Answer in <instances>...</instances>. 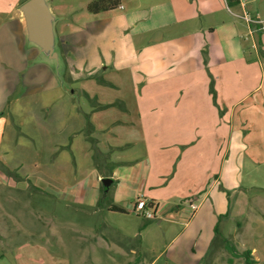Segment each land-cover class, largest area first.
<instances>
[{
  "label": "rangeland",
  "instance_id": "1",
  "mask_svg": "<svg viewBox=\"0 0 264 264\" xmlns=\"http://www.w3.org/2000/svg\"><path fill=\"white\" fill-rule=\"evenodd\" d=\"M53 1L54 10L62 14L68 24L74 22L79 28H86L80 36L83 52L86 56L91 54L90 61L99 58L107 63L108 68L97 69L93 76L81 72L73 80L70 70L74 67L68 65L64 54L66 45L57 36L60 73L56 74L58 79L60 76L62 87L23 96L21 91L24 90L19 83L9 102L3 104L7 126L3 138L0 137V264H199L218 222V215L210 218L211 209L226 213L228 217L220 220L217 226L220 238L216 236L201 264H246L244 256H233V252L224 246L223 236L231 241L236 252L251 250L253 256L250 254V258L254 257L256 261L253 264H264V166L260 164L252 169L249 196H232L233 193L228 196L229 191L218 183L215 190L222 196H215L216 191H213L188 220L184 209L178 213L158 211L155 218L146 220L132 209L126 215L85 205L82 196H92L95 191L88 186L89 162L84 141L67 135L73 127V116H76L72 111L69 115V109L84 112L81 129L94 138L93 142L86 138L91 146L93 165L105 156L109 148L107 144L125 145L121 147L122 155L136 158L143 155L137 103L144 94L152 96L151 86L157 79L145 73L142 67L149 74H155L154 68H157V76L160 73L176 76L170 81L178 83L185 84L188 78L193 79L186 75V71L175 74L171 65L161 72L166 64L164 60H168L170 54L180 52L173 59L181 60L182 53L188 49L181 41L168 44V27L163 28L165 38L161 42L132 43V35L139 30L144 32L145 25L152 22L158 12H169V0H152L160 3L155 4V8L151 7V2L138 5L131 0H122V8L119 6L96 16L86 10L82 3L85 0ZM244 10L251 17L264 21V0L249 1ZM237 11L241 12L242 8ZM203 22L201 19L199 24ZM197 25L188 26V32L193 33ZM241 31L247 32L242 26ZM254 38L262 48L257 54L259 61L254 57V49L250 48V36L243 40V45L249 46L246 49H250L251 62L259 65L256 63L258 67L250 66L244 73L232 75L244 84L236 91L233 83L229 85L227 96L231 98L251 93L260 84L259 88H264V30L255 32ZM27 44L39 50L28 41ZM232 45L226 50L228 60L236 67L235 71H241L239 62L233 58L237 55V43ZM207 50L208 44L203 47V54ZM155 51H159V58ZM95 54L98 56L96 60ZM117 55L119 58L115 57ZM47 60L56 71L55 62ZM204 74L209 77L205 79L212 98L216 99L217 92L213 87L217 80L208 69ZM192 76L195 84L203 83L200 73ZM195 91L201 93L202 90L195 88ZM98 104L101 107L96 108ZM106 104L111 105L102 107ZM53 105L54 113L49 120L51 130H47L42 121L47 107ZM1 121L3 124V119ZM58 127L65 131L57 132ZM99 127H106V131ZM9 132L14 134L12 140L7 139ZM109 150L111 153L112 149ZM244 164L242 175L246 181L249 162ZM98 194L96 192L95 196H100V192ZM189 202L199 203L188 198L183 208H189ZM200 226L202 232L197 228ZM113 243L122 244L125 252L120 253Z\"/></svg>",
  "mask_w": 264,
  "mask_h": 264
},
{
  "label": "crops",
  "instance_id": "2",
  "mask_svg": "<svg viewBox=\"0 0 264 264\" xmlns=\"http://www.w3.org/2000/svg\"><path fill=\"white\" fill-rule=\"evenodd\" d=\"M22 1L0 0L1 138L7 126L3 118V104L9 102V98L17 91L19 83L24 90L21 91L23 96L37 94L44 89L46 91L58 90L62 87L60 77L58 79L56 74L57 70L52 69L47 58L36 48L27 46L25 26L19 10ZM47 1L55 18L53 24L55 38L59 37L63 40L66 45L64 54L68 65L74 67L70 70V77L75 80L81 72L93 76L97 69H107V63L99 59L96 54L95 60L96 57L98 60L91 62V54L86 56L83 52L80 35L86 28H79L74 22L68 24L66 18L54 10L55 7L52 4L54 1ZM89 1H82L85 8ZM121 1L120 8L123 7ZM131 1L137 2L138 5L151 2L152 8L156 7L155 4H160L153 3L152 0ZM168 2L169 12H158V16L145 25L144 32L139 30L132 35V43L133 41L136 44L139 41L143 43L161 42L165 38L163 28L168 27V44L181 41L188 49L182 53L181 60L173 59L180 52L170 54V58L164 60L166 64L162 66L161 72L171 65L175 74L186 71V75H191L193 80L187 77L188 81L185 84L170 81L176 76L170 74L163 76L161 73L157 76L159 73L157 68H154L155 74H149L142 67L145 73L157 77L151 86L152 96L144 94L137 103L143 155L128 158L121 152L125 145L107 144L109 147L107 153L104 157H100L101 160L97 165H93L91 162L93 154L87 140L89 137L93 140V137L85 134L81 129L84 125L82 115L84 112L82 109L77 112L75 109H69V115L72 111L76 116H73V127L67 131V135L80 137L84 141L83 145L88 156L87 162H89L87 177L90 184L88 186L92 187L95 193L100 192V196H95L94 193L92 196L86 194L82 197L85 205L95 206L96 210L105 209L113 212L115 210L110 209L113 206L124 210L120 213L129 215L134 202L142 197L154 202L155 214L158 211L178 213L180 209H184L187 212L186 217L189 208L187 206L183 208L185 200L194 198L198 200L200 206V203L216 191L215 187L218 183L224 190L229 191L228 196L232 193V196H249L248 190L252 186L250 182L253 181L252 169L258 164L264 166V88H259L260 84L253 88L251 93L235 98L227 96L229 85L233 83L236 91L244 84L243 81L237 80L236 76H232L233 74L244 73L250 66L258 67V62L257 64L251 62L250 49H246L249 46H244L243 40L251 37L250 48L254 49V57L256 61H259L257 54L262 48L259 47L257 40L255 43V38L253 40L252 36L255 32L263 30L233 16L229 9L234 8L236 11L232 10L233 12L240 13L237 10H241L242 7L239 4L230 7L226 0H169ZM109 11L90 14L96 16ZM201 19L204 22L199 24ZM191 25L198 26L193 33L188 32V26ZM241 26L246 28V33L241 31ZM156 31H160L157 36L159 39L151 41ZM232 43H237V55L233 58L239 62L238 67L241 71H235L236 67L230 64L227 57L229 54L226 50L233 46ZM207 44V53L203 54L202 49ZM157 52L159 53L155 51V54ZM88 57L89 60H85ZM115 57L119 58V55ZM136 57L139 58V55ZM157 57H160V53ZM31 65L35 66L31 67ZM206 69L208 73L213 74L214 80H217L214 81L215 87H213L217 92L213 91L215 95L217 94L216 99L212 98L214 96L208 88L205 78L209 77L204 74ZM260 70H263L262 66ZM196 72L200 73L203 83L195 84L192 75ZM61 73H63L62 70ZM245 78L247 79L248 76L245 75ZM182 86L185 87L181 91ZM195 88H200L201 93H197ZM233 94L236 96L235 92ZM54 106L47 107L42 121L47 130H51L49 120L54 113ZM62 115L64 116L60 113V116ZM1 119H3V124H1ZM63 129L60 130L58 127L56 131L60 133L65 131ZM99 129L106 131V127H99ZM13 136L14 134L9 132L7 139L12 140ZM110 148L111 153H109ZM227 159L228 162H226ZM245 161L249 162L247 167L249 178L246 181L243 180L242 175ZM212 175L213 181L210 182ZM104 177L111 179L107 186L102 183ZM215 196L222 195L216 191ZM216 215H218L217 226L221 219L228 217L226 213L222 214L211 209L210 218ZM201 227H197L200 232H202ZM112 245L117 247L120 253L125 252L122 244L113 243ZM210 246L211 243L199 264L206 258ZM132 250L130 249L131 253H133ZM250 254L252 255L251 250Z\"/></svg>",
  "mask_w": 264,
  "mask_h": 264
},
{
  "label": "water",
  "instance_id": "3",
  "mask_svg": "<svg viewBox=\"0 0 264 264\" xmlns=\"http://www.w3.org/2000/svg\"><path fill=\"white\" fill-rule=\"evenodd\" d=\"M19 10L24 22L27 41L36 45L40 53L49 60H53L57 73L59 67V53L56 49L54 33V15L47 0H24L19 5ZM160 31H156L151 41L159 39ZM110 178H102V183L107 186Z\"/></svg>",
  "mask_w": 264,
  "mask_h": 264
},
{
  "label": "trees",
  "instance_id": "4",
  "mask_svg": "<svg viewBox=\"0 0 264 264\" xmlns=\"http://www.w3.org/2000/svg\"><path fill=\"white\" fill-rule=\"evenodd\" d=\"M24 1V0H23ZM22 1V2H23ZM227 2V5L228 6H234V5H237L238 4V0H226ZM120 4V0H90L87 4H86V10L89 12V13H92V14H96V13H99V12H103V11H109V10H113L115 8H117ZM60 73V72H59ZM60 77V76H59ZM111 104H106V105H102V107H107ZM98 107H101V105H97L96 108ZM93 111V110H92ZM87 115V114H85ZM90 142H93L94 141V138L92 140L91 137H89L88 139ZM98 167V166H97ZM100 169V168H99ZM107 175V174H106ZM105 175V176H106ZM109 175V174H108ZM101 202H99L100 204ZM111 210H115V211H118V212H124V210L120 209V208H115L113 206H111L110 208ZM218 227H217V224L214 226V237L212 239V242H211V245L214 244L215 240L217 239L216 236H219L218 234ZM223 236V235H222ZM220 238V236H219ZM221 240L224 242V246L233 252V256H244L245 257V263L246 264H253L254 263V260L252 258H250V250H245L244 252L242 253H238L235 251V248L234 246L231 244V241L226 238V237H221Z\"/></svg>",
  "mask_w": 264,
  "mask_h": 264
},
{
  "label": "built area",
  "instance_id": "5",
  "mask_svg": "<svg viewBox=\"0 0 264 264\" xmlns=\"http://www.w3.org/2000/svg\"><path fill=\"white\" fill-rule=\"evenodd\" d=\"M249 1H253V0H238V4L242 7V11L240 13H236L228 8L229 12L233 16L243 20L247 24L252 26H257L256 28L259 30H264V24H263L264 21L251 17L249 13L244 10L246 3H248ZM188 206H189V213L188 216H186L185 218L191 217L197 211L199 205L194 202H189ZM155 209H156V205L154 204V202L149 200L147 201L146 199L140 197L137 198V200L134 202L132 211L138 216H141L145 219H151L156 217Z\"/></svg>",
  "mask_w": 264,
  "mask_h": 264
}]
</instances>
